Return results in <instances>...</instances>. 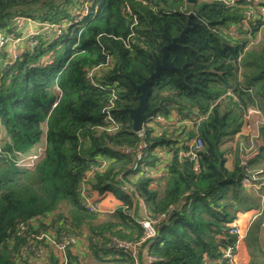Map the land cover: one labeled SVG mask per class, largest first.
<instances>
[{"label": "trees", "instance_id": "trees-1", "mask_svg": "<svg viewBox=\"0 0 264 264\" xmlns=\"http://www.w3.org/2000/svg\"><path fill=\"white\" fill-rule=\"evenodd\" d=\"M258 11L251 0H0V33L16 29V16L50 26L15 61L0 48V264H62L55 242L64 243L66 264H82L73 247L83 229L100 264H134L126 244L144 232L130 213L138 198L147 218L159 220L143 242L155 258L149 264H225L241 179L251 167L264 172V125L245 165L229 170L222 147L248 109L264 119ZM186 26L182 41L163 51ZM163 53L175 68L152 77L135 132L129 110L138 105L137 86ZM195 137L203 150L181 156ZM164 147L171 152L164 184L152 187L149 169ZM83 184L89 197L111 194L121 204L100 220Z\"/></svg>", "mask_w": 264, "mask_h": 264}, {"label": "crops", "instance_id": "crops-1", "mask_svg": "<svg viewBox=\"0 0 264 264\" xmlns=\"http://www.w3.org/2000/svg\"><path fill=\"white\" fill-rule=\"evenodd\" d=\"M11 22L12 25L15 26L17 25L15 34L16 37H18L19 41L14 44L7 45L6 49L8 50L7 52L8 58H11L12 55L14 54L20 56L31 50L34 46V43H32V37L38 34L39 32L44 31L43 23L40 24L38 20L29 18L27 16H22L21 20L17 22L16 21H11ZM172 120L174 122V118ZM244 132H246V130L244 126H242L239 131V134H241L239 138H241V140L243 141H245L244 139H246V137L243 136ZM3 134H4L3 130L0 127V140L4 136ZM223 148L226 149L227 152L226 167L229 170H234L238 165L241 164L245 165L246 164V162L244 161L245 158L250 156V155L243 156L241 154H238L237 152H235L233 148H228V145L223 146ZM156 151L158 152L159 160L156 162V164L153 167H151V169H149V175L153 179L151 186L161 187L164 184V177H165L164 175L166 169L165 167L171 157V152L167 147L158 148ZM248 170H250L249 172H254L261 169L257 167H251ZM261 174L264 175V172H262V170H261ZM246 175L247 173L245 174V176ZM86 189L89 190L88 187H86L85 190ZM86 195L88 196V193ZM262 196H264V186L259 191L244 189L245 199L241 204L242 207H240L238 211L234 213L235 218L233 222V224H236L240 228V230L244 233V238L237 243V248L234 252V257L232 262L229 263L225 259L226 261L225 264H264V198H262ZM87 199L89 201L90 199L93 201L97 200L98 208L96 212H97V217L100 220H105L107 214L113 211V209H115L116 206L121 204V202L118 201L111 194H105L99 197L95 191H91L90 197ZM234 207H238V206L235 205ZM174 209H171L169 216L171 215ZM130 213L132 216H134L136 220L141 221L142 219L147 217L148 212L143 201L138 198L136 202V208H134V213H133V208L132 210H130ZM104 214L105 217L103 216ZM102 216L104 218H102ZM87 235H88V231L83 229L80 233V236L77 239V242H75L74 244L73 251L77 253L79 261H81L82 264H89V263L100 264L99 263L100 261L98 260L96 255H94L92 250L89 248ZM129 243H134V246L129 245L128 243L126 244L128 251L130 252L131 256L134 258V264H149L150 259L148 255L147 245L144 246L143 245L144 243H138V242H129ZM235 243L236 242H234L231 246H233ZM226 248L222 249V253ZM87 256L89 257V259ZM86 259L90 261L88 260L86 261ZM42 261L44 260L42 259Z\"/></svg>", "mask_w": 264, "mask_h": 264}, {"label": "built area", "instance_id": "built-area-1", "mask_svg": "<svg viewBox=\"0 0 264 264\" xmlns=\"http://www.w3.org/2000/svg\"><path fill=\"white\" fill-rule=\"evenodd\" d=\"M227 4H233L235 0H221ZM264 0H251V3L253 6L258 9V16H260V19L262 21V25H264V6L257 5L256 3ZM96 8V6H94ZM88 13V7L87 4H85L82 7V10H80L78 19L79 20L82 16H85ZM242 19V24L245 28H247L249 20L253 17V11L252 10H246L244 12ZM22 16H16L14 17V21L21 20ZM43 30L49 29L48 24H43ZM17 28V25H16ZM16 29L11 32L9 35H5L4 33H0V48L2 46H7L9 44H14L19 41L18 37L15 36ZM16 58H18L17 54L12 55L10 58L11 61H15ZM256 117V118H255ZM258 117V119H257ZM260 115V112L256 109H248L246 113L243 115V126L246 130V132L243 133V136L246 137L244 139L245 141L241 140L239 138L241 134H237L235 138H232L231 140L225 142L223 146L228 145V148H233L235 152L241 155L249 156L253 153L257 152L258 149V143H259V134H258V127L261 125H264V119ZM161 119V118H160ZM185 124H192L190 121H184ZM202 149V142L198 137H195L192 139V141L188 145V150L186 152H180L181 156L188 157L190 160L194 159L196 156V151ZM139 154V153H138ZM241 185L244 189L247 190H254L259 191L264 186V175L261 174V170H257L254 172H248L247 175L242 177L241 179ZM85 195V194H83ZM264 198V196H262ZM87 206L90 207L92 211H97V208L95 205H91L88 200L86 199ZM182 203V202H181ZM174 209V208H173ZM158 218H150L146 217L140 221L141 226L144 229L143 235L138 241V243H143L144 241L151 239L157 234L156 226L158 224ZM230 232L236 236V243L233 246H229L223 251V257L227 260V262L231 263L234 257V252L237 248V243L240 242L244 238V233L240 230V228L236 224H232L230 228ZM53 242V240H52ZM131 245L130 243H128ZM57 246V251L62 255L63 262L62 264H66L65 256L63 254L64 251V243L59 242ZM150 260H154L155 258L149 257Z\"/></svg>", "mask_w": 264, "mask_h": 264}, {"label": "water", "instance_id": "water-1", "mask_svg": "<svg viewBox=\"0 0 264 264\" xmlns=\"http://www.w3.org/2000/svg\"><path fill=\"white\" fill-rule=\"evenodd\" d=\"M188 4H193L195 3L196 0H185ZM190 14L188 15V23L190 24L189 18H190ZM189 26H186L179 34V36L173 38L171 41H169L163 48L162 50L164 51L165 48L171 47L173 45H175L176 43H180L183 39V35L184 33L188 30ZM166 55L163 53V57H162V61L161 64H158L155 68V71L144 80V82L142 84H140L139 86H137V89L140 91V94L138 96V105L136 108L129 110V116L132 120V129L133 131H139L142 128V123L145 121V113H144V109H145V100L146 97L148 95V88L147 85L149 84V82L151 81L152 77H154L155 75H157L158 71L160 69H164V68H175L171 63H169L168 61H166ZM203 150V149H202ZM256 156V153L251 154L249 157L245 158V162L247 163L250 159H253ZM181 204V201L178 202V205ZM175 211V209L173 210V212ZM172 214V213H171Z\"/></svg>", "mask_w": 264, "mask_h": 264}, {"label": "rangeland", "instance_id": "rangeland-1", "mask_svg": "<svg viewBox=\"0 0 264 264\" xmlns=\"http://www.w3.org/2000/svg\"><path fill=\"white\" fill-rule=\"evenodd\" d=\"M81 2H83V0H81ZM259 2H262V1H259ZM262 31H261V35H262ZM261 39V37H260V34H257V38L254 40L255 42L257 41V40H260ZM43 140H44V135H43ZM40 147V149H42V146H39ZM89 174H92L91 172L89 173ZM88 174V175H89ZM82 188H83V190H82V193L83 194H85L86 195V193H85V188H86V184H83V186H82ZM244 197L242 198V201H244ZM104 217H105V214L103 215ZM102 216V218H104ZM45 220V222H48V220L49 219H44ZM49 232V231H48ZM48 232H46V233H48ZM39 238L40 239H45V242H50V244L52 245V240H53V237L51 236V235H49V234H45L44 232L43 233H41L40 235H39ZM53 242H55V241H53ZM121 243H123V242H121ZM57 244H59L58 242H55L54 244H53V249H54V251L55 252H57ZM85 244V243H84ZM131 245H133L134 246V243H130ZM83 247H85V246H83ZM88 257V256H87ZM88 259H89V257H88ZM88 259H86V261L88 260ZM88 261H90V260H88ZM89 264H94V263H89Z\"/></svg>", "mask_w": 264, "mask_h": 264}]
</instances>
